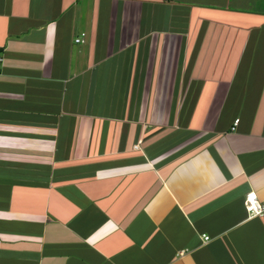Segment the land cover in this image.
Masks as SVG:
<instances>
[{"label":"crops","instance_id":"obj_1","mask_svg":"<svg viewBox=\"0 0 264 264\" xmlns=\"http://www.w3.org/2000/svg\"><path fill=\"white\" fill-rule=\"evenodd\" d=\"M0 57V264H264V0H0Z\"/></svg>","mask_w":264,"mask_h":264},{"label":"built area","instance_id":"obj_2","mask_svg":"<svg viewBox=\"0 0 264 264\" xmlns=\"http://www.w3.org/2000/svg\"><path fill=\"white\" fill-rule=\"evenodd\" d=\"M85 36L84 33H81L79 36L75 37L74 42L80 43L82 42V38ZM2 58L0 57V61ZM238 119H235L233 122L232 130L235 129V125L237 124ZM136 144L134 148H137ZM244 208L249 217L261 216L264 213V200H259L254 192H248L244 197ZM204 241L208 239V236L202 235Z\"/></svg>","mask_w":264,"mask_h":264}]
</instances>
